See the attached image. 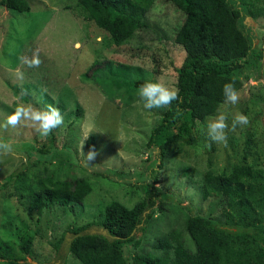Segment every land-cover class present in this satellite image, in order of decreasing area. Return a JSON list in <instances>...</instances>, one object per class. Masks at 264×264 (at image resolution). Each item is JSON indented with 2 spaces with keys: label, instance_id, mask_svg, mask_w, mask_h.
Here are the masks:
<instances>
[{
  "label": "rangeland",
  "instance_id": "rangeland-1",
  "mask_svg": "<svg viewBox=\"0 0 264 264\" xmlns=\"http://www.w3.org/2000/svg\"><path fill=\"white\" fill-rule=\"evenodd\" d=\"M26 1L28 13L0 6V123L19 105L37 109L52 105L61 110L64 123L52 132L50 146L49 138L40 136L30 122L0 128V139L15 141L12 153L0 155V261L100 264L96 251L83 255L69 251L73 236L67 229L94 224L87 233L104 235L95 226L104 207L116 201L132 208L145 197L150 183L158 193V209L141 235L140 246L124 248L128 264L136 253L161 256L164 250L158 240L173 230L182 234L193 251L185 230L188 218L200 215L223 221L220 199L201 196L204 174L234 175L242 170L246 181L264 170V58L243 75L239 103H223L212 115L243 113L249 124L233 131L229 120L225 145L207 139V119L198 122L196 144L182 145L181 153H172L160 168L158 152L147 142L166 108L145 109L134 83L159 81L176 89L177 70L185 58L183 48L174 41V31L184 20L182 12L158 0L148 12L147 27L116 46L107 32L88 20L78 0ZM245 1L253 5L252 17L245 23L254 46L264 54V0ZM37 49L43 63L29 68L21 58L31 59ZM94 63L98 66L93 67ZM86 73L89 78H84ZM42 144H48V152H39ZM93 148L97 155L87 162L85 155ZM20 170L34 189L36 179L52 176L84 178L92 192L73 212L60 206L30 210L24 186L13 182L3 186L7 176ZM62 237L56 251L53 244ZM23 243L30 245L27 254L20 249Z\"/></svg>",
  "mask_w": 264,
  "mask_h": 264
},
{
  "label": "trees",
  "instance_id": "trees-1",
  "mask_svg": "<svg viewBox=\"0 0 264 264\" xmlns=\"http://www.w3.org/2000/svg\"><path fill=\"white\" fill-rule=\"evenodd\" d=\"M157 1L78 0V3L88 14V20L120 46L147 27L148 12ZM164 1L184 16L174 31V41L183 48L185 58L177 70L176 81L182 102L174 101L165 109L147 142L149 148L157 150L160 168L172 153H181L182 145L196 144V124L215 114L224 103L223 85L234 81L240 90L243 75L255 70L264 58L262 50L254 46L251 29L245 23L246 18L252 17L253 6L245 0ZM0 6L17 13L30 12L26 0H0ZM83 76L89 78L87 73ZM143 83L137 81L134 87L138 89ZM48 138L50 146L54 136ZM88 143L92 146L93 137ZM47 145L42 144L39 152H48ZM241 173L242 170L234 175H216L211 171L204 174L201 196L220 199L223 221L191 215L185 230L193 242V251L187 248L182 234L173 230L158 240L164 250L161 256L136 253L131 264H264V170L246 181ZM11 182L25 187L30 210L60 206L73 212L75 205H82L92 192L91 184L84 178L61 180L52 176L36 179L34 189L23 170L7 176L3 186ZM157 195L150 183L145 197L132 208L116 201L107 204L100 222L95 224L103 229L104 235L87 233L94 224L68 228L67 233L73 236L69 251L75 255L96 251L100 264H128L124 248L140 246L141 235L158 209ZM63 240L62 237L53 244L56 251ZM20 249L29 253V243L21 244Z\"/></svg>",
  "mask_w": 264,
  "mask_h": 264
},
{
  "label": "clouds",
  "instance_id": "clouds-1",
  "mask_svg": "<svg viewBox=\"0 0 264 264\" xmlns=\"http://www.w3.org/2000/svg\"><path fill=\"white\" fill-rule=\"evenodd\" d=\"M29 68H39L43 61L39 57V50L33 52L31 59L21 58ZM19 78L23 74L18 72ZM222 94L225 104H238L240 101V90L236 87V82L230 81L223 85ZM137 95L143 106L147 110L169 108L174 101H180L179 92L176 89L167 87L159 81H146L137 89ZM229 120H231V130L237 127H243L249 124V118L243 113L230 115L228 112L220 111L215 116L208 117L206 122L207 139L214 144H227L229 132ZM24 122H30L35 131L42 137H48L52 132L63 125L64 117L61 110L52 105L46 109H37L31 105H19L0 123V128H16L22 126ZM15 141L0 139V155H8L14 151ZM211 147V144L208 145ZM97 153L91 149L86 156L87 162L95 159ZM0 264H7L6 261H0Z\"/></svg>",
  "mask_w": 264,
  "mask_h": 264
}]
</instances>
